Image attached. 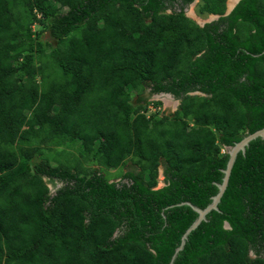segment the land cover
<instances>
[{
  "label": "trees",
  "instance_id": "obj_1",
  "mask_svg": "<svg viewBox=\"0 0 264 264\" xmlns=\"http://www.w3.org/2000/svg\"><path fill=\"white\" fill-rule=\"evenodd\" d=\"M201 1L0 0V264L171 263L264 128V0ZM174 264H264L263 139Z\"/></svg>",
  "mask_w": 264,
  "mask_h": 264
},
{
  "label": "water",
  "instance_id": "obj_2",
  "mask_svg": "<svg viewBox=\"0 0 264 264\" xmlns=\"http://www.w3.org/2000/svg\"><path fill=\"white\" fill-rule=\"evenodd\" d=\"M196 1V0H195ZM240 0H236V2L234 3V5L229 6L228 5V9H227V14L231 13V11L235 8V6L237 5V3H239ZM215 19H218L219 16H214ZM201 26H204L205 23L203 22H198ZM166 96L172 97L170 94H165ZM261 138L264 140V128L252 133V134H248L246 135L241 141L236 142L232 147L228 148V154H229V160L227 163V167L223 170L224 173V177H223V181L222 183L218 184L216 183L219 192L217 195H215L212 198V203L210 205H208L207 208L205 209H201L197 206H195L194 204H192L191 202H184V203H180L178 204V206H183V205H188L190 206L194 211H196L198 213V217L197 219L194 221V223L191 225V227L186 231V233L183 235L182 237V241H181V245L179 246V248L176 250V253L174 254L171 263L170 264H174L178 254L180 253V251H182L186 245V242L190 236V234L199 227V225L203 222L207 220V215L211 212V211H219V204L221 202V199L224 195V193L226 192L228 186H229V181H230V177L232 174V170L234 168V165L237 161L238 155L240 153L242 154H246L247 148L250 146L251 142ZM226 227L229 228V225L226 224Z\"/></svg>",
  "mask_w": 264,
  "mask_h": 264
},
{
  "label": "rangeland",
  "instance_id": "obj_3",
  "mask_svg": "<svg viewBox=\"0 0 264 264\" xmlns=\"http://www.w3.org/2000/svg\"><path fill=\"white\" fill-rule=\"evenodd\" d=\"M236 0H228V5L232 6ZM204 7V3L201 0H196L193 4H191L187 9H186V15L192 19H194L197 22H205L208 23L209 21H213L215 17L213 15H210L206 12H203L202 9ZM36 27V26H35ZM38 29V27H36ZM44 40L47 41L49 38L48 33L43 36ZM130 90L132 91L133 95V102L137 105L138 104V88L135 84H133L130 87ZM144 97L146 98V102L143 103V105L147 106L148 113H158L160 117L163 116H168L171 117L173 114L176 112L177 108L179 107V101L174 99L173 97L166 96L165 94H157V95H150L149 91L145 92ZM159 101V105L156 106L153 103ZM222 151V153H224ZM94 168L95 166H91ZM111 173H117L114 171H111ZM165 185L164 182V175H163V169H160V176L158 178V183L156 188H162ZM58 186H52L51 185V191L52 193L55 192L54 188Z\"/></svg>",
  "mask_w": 264,
  "mask_h": 264
},
{
  "label": "clouds",
  "instance_id": "obj_4",
  "mask_svg": "<svg viewBox=\"0 0 264 264\" xmlns=\"http://www.w3.org/2000/svg\"><path fill=\"white\" fill-rule=\"evenodd\" d=\"M172 96V95H171ZM180 104V101H179ZM178 109V108H177ZM59 187V186H58ZM58 187L54 188L55 192L57 191ZM55 192L53 194H55Z\"/></svg>",
  "mask_w": 264,
  "mask_h": 264
},
{
  "label": "flooded vegetation",
  "instance_id": "obj_5",
  "mask_svg": "<svg viewBox=\"0 0 264 264\" xmlns=\"http://www.w3.org/2000/svg\"><path fill=\"white\" fill-rule=\"evenodd\" d=\"M214 20H215V19H214ZM209 22H212V21H209ZM209 22H208V23H209ZM204 23H205V22H204ZM205 24H207V23H205ZM205 24H204V25H205Z\"/></svg>",
  "mask_w": 264,
  "mask_h": 264
},
{
  "label": "bare ground",
  "instance_id": "obj_6",
  "mask_svg": "<svg viewBox=\"0 0 264 264\" xmlns=\"http://www.w3.org/2000/svg\"><path fill=\"white\" fill-rule=\"evenodd\" d=\"M231 6V5H230Z\"/></svg>",
  "mask_w": 264,
  "mask_h": 264
}]
</instances>
